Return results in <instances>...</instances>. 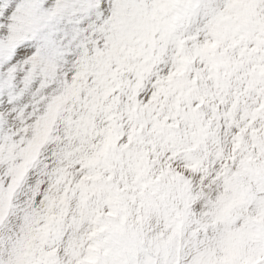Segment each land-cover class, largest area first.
<instances>
[{"label":"clouds","instance_id":"9594fccd","mask_svg":"<svg viewBox=\"0 0 264 264\" xmlns=\"http://www.w3.org/2000/svg\"><path fill=\"white\" fill-rule=\"evenodd\" d=\"M142 2L146 22L157 30L144 38L130 28L115 54L123 59L135 49L129 63H147L151 72L142 81L123 74L131 87L116 93L113 119L98 117L80 136L63 113L45 119L76 75L80 53L73 48L52 83L43 89L34 83L21 99L31 105L37 91L24 121L13 116L3 129L15 144L14 159L0 164V198L11 196L12 205L6 219L13 227L0 229L8 238L6 259L54 253L62 264H112L117 255L127 264L145 257L173 264L181 256V264H190L195 246L214 264H229L239 243L240 264H264V185L237 177L242 161L256 169L264 155L234 143L252 124L249 116L258 114L257 123L264 118V41L258 45L226 27L238 0ZM116 37L111 25L88 32L89 51L110 50ZM42 121L50 129L46 142ZM69 134L73 155L65 160ZM23 240L31 247L18 243Z\"/></svg>","mask_w":264,"mask_h":264},{"label":"rangeland","instance_id":"374dc122","mask_svg":"<svg viewBox=\"0 0 264 264\" xmlns=\"http://www.w3.org/2000/svg\"><path fill=\"white\" fill-rule=\"evenodd\" d=\"M3 0H0L2 3ZM106 4L111 5L114 0H104ZM155 8V6H154ZM233 14L230 16V23L226 25L234 31L239 32L245 39H252L258 45L264 41V0H238L237 3L231 5ZM165 9L160 7V11ZM0 15H3L0 12ZM146 7L142 0H130L126 14L122 17L121 21L117 24H98L97 27L88 32L104 33L106 28L111 25L113 30H116L117 37L112 44L110 50L101 51L98 47H93L91 52L89 51V39L88 32H86V44L84 47L78 49L80 53V59L76 62V75L71 77L70 82L63 84V90L58 95L55 101L48 106V117L55 120L57 115L63 113L65 117V124L68 128L75 127L77 136L86 134L89 128H95V121L98 117H102L105 120H111L114 118L115 107L120 103V97L116 95L117 92L124 93L126 87H131L130 81L122 79L124 73H132L137 81H142L146 74L151 72L150 66L145 64L129 63V59L133 58L136 54L135 49L129 50L128 56L121 59L115 53L118 49L117 41L122 39L126 34H131L128 30L134 28L140 32L144 38L151 37L152 33L157 30L158 25L148 23L145 20ZM8 24L6 19H0V42L5 39V28ZM88 26L85 25V28ZM10 40L12 38H9ZM24 38H20L22 42ZM162 40L166 39V34H162ZM149 42L155 46L154 40ZM9 45L0 43V49H7ZM107 48V46H106ZM72 50V49H71ZM70 50V51H71ZM66 50V52H70ZM7 59V57H3ZM66 58H62L56 65L54 75L48 77L42 83L39 80H34V83H38L41 89L45 88L48 84L52 83L56 77L57 72L65 64ZM18 67L23 69V64H19ZM3 85L0 84V87ZM142 85L137 83L135 87L131 88V95H128V99L135 101V92ZM29 92V91H28ZM27 92V93H28ZM25 95H23L24 97ZM32 103L31 105H22L21 111L17 114L16 119L23 122L25 119V108L36 106L37 91L31 92ZM5 113L0 109V120H2ZM78 117V119H77ZM258 114L254 113L249 116L252 120V124L241 132V134L234 139V143H239L245 150L251 154V149L256 148L260 150V154L264 155V118L260 119L257 123ZM75 122V123H74ZM10 127V125H9ZM43 141L48 139L47 133L49 127L43 121L39 125ZM259 129V130H258ZM3 131V125L0 123V132ZM27 131V129H23ZM69 143L66 148L62 149L63 159L70 160L73 155V145L71 141L74 137L69 134ZM247 141V142H246ZM6 144L3 138L0 137V164L10 162L14 159L12 149L15 144L12 143V137L8 135L7 155L4 154V148ZM242 171L237 173V177L244 174L249 175L251 180H254L257 185H264V165L256 169H248L245 167L244 161L241 162ZM41 180H37L34 187L31 188V196L35 198L40 191ZM11 192V189H10ZM47 199V197H46ZM11 196L5 201L0 198V229H4L5 226L12 228V225L7 224V217L9 215V208L12 207ZM32 201L28 200L27 205H31ZM30 218L24 216L25 223ZM24 231V228H21ZM259 233L255 234V237H259ZM7 237L0 236V264H9L10 259H14L16 264H62V262L56 258L55 254H43L41 258L35 257H22L20 255L5 258V249L2 247ZM23 246L30 248L31 244L27 240L18 241ZM103 243V242H101ZM193 254L190 257V264H214V261L210 258L209 254L201 253L195 250L193 246ZM242 254V247L239 243L233 245L234 259L229 264H240L239 257ZM182 257L176 256L173 260V264H181ZM112 264H127V261H122L118 258L113 259ZM135 264V262H134ZM143 264H155V261L151 257H145ZM244 264H251L250 260H245Z\"/></svg>","mask_w":264,"mask_h":264},{"label":"snow or ice","instance_id":"6c2138e0","mask_svg":"<svg viewBox=\"0 0 264 264\" xmlns=\"http://www.w3.org/2000/svg\"><path fill=\"white\" fill-rule=\"evenodd\" d=\"M129 3L130 0H114L111 5L104 0H3L0 19H6L8 24L5 39L0 43L9 45L0 49L3 129L21 111V99L33 81L42 83L54 75L56 65L68 56L66 50L85 46L86 32L98 24L119 23ZM20 38H24L22 42ZM19 64H23V69ZM0 137L7 145L8 135L2 131ZM9 264L16 262L10 259Z\"/></svg>","mask_w":264,"mask_h":264}]
</instances>
